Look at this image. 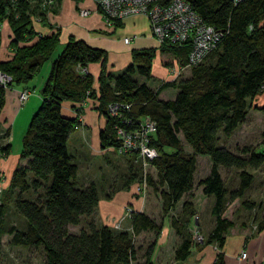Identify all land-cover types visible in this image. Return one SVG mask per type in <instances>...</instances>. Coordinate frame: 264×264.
Returning a JSON list of instances; mask_svg holds the SVG:
<instances>
[{
	"label": "trees",
	"instance_id": "trees-1",
	"mask_svg": "<svg viewBox=\"0 0 264 264\" xmlns=\"http://www.w3.org/2000/svg\"><path fill=\"white\" fill-rule=\"evenodd\" d=\"M51 1L54 7L46 6L43 0H0V42L1 24L5 22L13 49L10 59H0V71L11 78L7 86L28 83L39 74L45 62H50L39 91L40 103L21 138L20 157L25 159V164L13 169L7 186L0 193V236L4 232L10 235L12 245L41 247L42 264H152L161 223L143 211H130V232L97 223L96 185L92 182L77 184L78 167L68 149V137L78 121L76 117L64 116L61 105L63 102L80 105L93 99L97 101L95 109L105 119L98 133L101 149L117 146V125L130 129L143 117L154 121L150 145L157 155L150 163L155 174L148 173L145 179L159 196L163 215L183 199L184 222L188 221L193 209L190 198L197 157H208L209 172L196 183L203 195L212 197L213 225L203 242L217 245L214 264H224L222 249L227 231L234 225L224 216L226 206L241 199L250 187L253 175L248 168L257 169L264 164L263 148L255 150L245 146L231 151L220 144V138H229L244 122L250 104L263 91L264 0H186L202 22L220 32V39L203 60L189 67L187 78L179 76L176 80L162 81L155 89L146 83L152 79L154 48L133 50L130 63L118 73L108 70L105 50L74 37H69L53 56L59 45V30L48 22L47 15L54 14L61 0ZM48 8L51 11L48 12ZM32 15L39 18L36 23L52 31L49 34L35 31ZM116 25L119 21L112 24ZM158 47L175 54L182 65L188 63L192 48L189 41L164 43ZM94 62L100 65L96 88L92 74L85 69ZM166 88L176 89L172 99L159 97ZM5 89L0 85V111L5 102ZM110 104L128 107L120 106L118 116H112L108 110ZM254 108L264 110V105ZM73 109L80 113L77 107ZM126 119H130L128 125L124 123ZM179 134L190 151H184ZM131 155V159L125 158L129 163L136 156ZM131 163L126 167L125 186L143 176L140 164L134 162L135 167ZM219 167L236 170L235 188H227ZM38 189H42L43 194H36L32 199L22 197L25 191L34 193ZM12 193H15L14 207L24 218L20 229L3 224L6 199ZM241 204L246 209L254 206L246 200ZM180 223L170 218V226L181 238L173 251L175 262L186 260L194 247L192 236L184 234L185 226ZM78 225L76 232L68 230L69 226ZM263 227L264 219L257 225L259 230ZM145 231L154 233L155 238L144 249L140 263L134 237Z\"/></svg>",
	"mask_w": 264,
	"mask_h": 264
},
{
	"label": "rangeland",
	"instance_id": "rangeland-1",
	"mask_svg": "<svg viewBox=\"0 0 264 264\" xmlns=\"http://www.w3.org/2000/svg\"><path fill=\"white\" fill-rule=\"evenodd\" d=\"M36 2L37 1H35V3ZM43 2H45L46 6L48 7L55 6L54 2L51 0H43ZM50 9L51 8L47 9L48 12L51 11ZM32 16H33V23H36V20L39 18L35 15H32ZM48 16H49V13L47 15V20H48ZM5 29L7 30L8 27L5 24V22H2L0 45L2 42L6 44ZM60 50H61V45L59 43L58 48L55 50L53 56H55ZM205 56H203L201 60H203ZM49 63L50 62L47 61L45 62L44 65H48ZM187 65L188 64L182 65L179 63L178 68L176 69L177 73L178 74L181 73L183 75V71L186 68L189 69L190 67V66L187 67ZM42 67H43L42 69H44V66ZM41 71H39V74H38L39 76H40ZM0 73L5 74L1 71ZM182 78H185V77L182 76ZM147 82L149 83L150 86L154 87V83L152 79L148 80ZM7 85L4 86L6 88L5 91L15 86V85H12V86H7ZM23 89H27L30 92L29 95L24 100H22L21 95H19V93ZM23 89H20L18 91L17 97H16L17 103L20 106L24 102H26V100L29 98L30 95L34 94L33 93L34 89L32 88L23 87ZM82 104L83 103H81L80 105ZM255 105H257L258 107L264 105V87H263L262 93L259 96H257L250 104V107L248 108L246 119L244 120V122L236 128V130L231 134L229 138H226V139L220 138V144L225 145L231 151H236V147L240 149L245 146L254 148L255 150L257 149L259 150L261 148L264 149V135H263L264 110H259V109L254 108ZM77 116L79 117L80 113L79 114L77 113ZM21 119H22V115H19V117L14 123L15 126L14 125L12 126L13 119L12 121L8 119L6 121V125L9 124L11 126L10 132L7 131L6 129L0 131V193H2L4 191L3 189L7 186L13 169L18 165L25 164V159H22L20 157L21 138L24 134L23 131H24L25 126H27L29 119L23 122V124L20 123ZM78 124L75 126L74 129L78 127ZM13 127H14V130H13ZM75 133L76 132L72 131L71 134L74 135ZM179 137L181 141L183 142L184 151H187V152L190 151V148L187 146V144L184 143L181 134H179ZM116 147H118V144ZM116 147L101 149L100 146H93V144H89L87 145V149H88L87 154H85L84 157H82L80 154H77V153L75 154L74 160H76L75 162H78V166H77L78 167V170H77L78 186L87 185L92 182L96 185V188L98 191L99 204L97 205L96 211H95L97 223L104 224L100 220V214L98 213V211L100 212V210H102V204L106 203L107 200L112 199L116 195L122 197V195H124L123 193L125 192L127 193L128 191L131 190L130 196L134 199V201H137V204H138L137 207H134L133 203L130 201L129 202L125 201L124 203H121L120 214L117 217L107 218L106 224H108V226H110L111 228L127 230L130 232V226L128 222V210L143 211L148 216H150L152 219H154L158 224L161 223V230L158 236L156 237V243H155L154 250L151 256L152 264H172L175 262L173 259V251L177 247L181 238L178 235H176L174 229L170 226L171 217L178 219L181 222L180 224L183 225V227L185 226L183 228L184 234L192 236L193 230H196L201 235V237L198 236L200 237L197 239L198 241L196 242L198 244L195 245L194 243V247L192 248V250H195V249L199 250L203 246H205L203 241L205 240L207 233L210 231L213 225V217L210 214V207L212 205V197L203 195L201 192V187H199L196 183L198 179L204 177L209 172L211 162L208 159V157L202 156V155H199L197 157V166H196V172H195V177H194V187L192 189V194H191L192 198H190L191 203L193 205V209L189 217L187 218L188 221L185 223L184 220L186 219L185 218L186 215H184L182 211V206H181L183 199L177 202L174 208H172L167 214L163 215L161 211V200L159 196L155 192H153V190L150 187H147L144 191H141V195L136 194L135 192L136 186H138V183L139 184L141 183L142 178L135 181L132 185L131 184L128 186H125L126 184L124 185L125 174L127 173L126 170L128 166L132 162L131 164L137 167V164L134 162L137 161L139 163V160L136 156H134V160L130 161L129 163L127 160H125V158L126 159L130 158L133 155H131L129 152L120 153L118 149H116ZM71 148H72V145H71ZM11 164L13 168L10 169ZM219 171H220V174L227 188L228 189L235 188L238 183V176H237L236 170L233 168L226 169L223 167H219ZM248 171L251 172V174L253 175L252 183L250 187L247 189L245 195L241 199H236L235 205L233 206L232 209L236 210L237 208L236 205L240 207L242 205L241 202L243 200L253 203L254 205L253 208H256L257 210L261 207V205L264 206V201H263L264 200V194H263L264 164L257 169L248 168ZM148 173L149 175L151 173L155 174V171L151 163H149L148 165ZM39 193L43 194V190L38 189L34 193L31 191H25L22 194V197L25 199H32V198H35V195ZM107 194H108V197H107ZM8 197L9 199L8 200L6 199L7 204H6V208L4 212L3 224L5 225V227L13 225L16 228L20 229L23 227L24 218L21 216L19 212H17V210L14 207L13 199L15 198V193L14 194L12 193V195ZM118 202L119 200L117 198L112 203L113 213L117 211ZM227 206L226 208L228 210ZM253 214H255L254 217L248 216L247 218L245 215L241 216L240 214V216L238 215V217H236L235 220H236V223L242 222L243 224H247V227L253 232V235H254L259 230L257 228L258 222L264 219V216H262V218H259L256 216V213L252 212L251 215ZM195 216H196V219H194ZM83 223H84V220L82 221L81 224ZM80 225L69 226L68 230L70 232H76L79 229ZM193 226H195L194 227L195 229H193ZM154 238H155V234L152 232H147V231L141 232L139 235L134 237V246L136 249H138V261L140 263L143 261L142 254H143L144 249ZM9 240H10V235H8L5 232L1 234L0 236V264H42L43 263L44 254H43V250L41 247L24 248L18 245L10 244ZM158 242H159V245L157 246ZM156 247L158 248L156 249ZM211 247L213 250L216 251V253L218 252V249L215 248L217 247L216 244H211ZM242 250L246 251L245 245H242L240 252ZM153 256L155 257V262H153L154 261ZM237 258L238 260L241 259L239 255H237ZM192 259H193L192 257L189 259L187 258L186 263L196 264L195 261H193ZM214 262H215V259L212 260L210 264H214ZM177 263L183 264V262H177Z\"/></svg>",
	"mask_w": 264,
	"mask_h": 264
},
{
	"label": "crops",
	"instance_id": "crops-1",
	"mask_svg": "<svg viewBox=\"0 0 264 264\" xmlns=\"http://www.w3.org/2000/svg\"><path fill=\"white\" fill-rule=\"evenodd\" d=\"M79 8L91 9L92 13L85 17H81L78 13ZM48 20L54 28H58L59 30V43L61 48L69 37L81 39L92 47L101 48L106 51L108 70L112 73L121 72L130 63L133 50L154 48L156 49V54L153 58L151 67L154 87L150 86L146 81L151 88H157L162 81H172L176 80L179 76L185 78L189 76L188 68L183 71V75L177 73L176 69L180 62L175 54L170 51H161L159 49L155 37L150 32L147 18L143 14L127 15L119 21V25L108 26L102 16L95 11V4L92 0H61L54 14H49ZM33 25L35 31L39 34H49L52 31V29L40 23H34ZM5 31L6 44L2 42L3 44L1 43L0 45V59L2 60L10 59L13 55V49L8 45L11 37L10 30L5 29ZM125 37H129L128 42L124 41ZM43 66L44 69L41 67L42 71L40 70V76L37 75L28 83L15 85L11 89L5 91V102L0 111V131L6 129L10 132L11 126L9 124L6 125V121L8 119L12 121L13 119L12 126H15L14 123L19 115H22L20 123L23 124L38 107L41 99L39 91L48 74L50 64ZM85 69L92 74L94 78V87L96 88L98 86L96 79L100 69L99 63H90ZM23 87L34 89V94L30 95L26 102L20 106L17 103L16 97L18 91L23 89ZM175 94L176 89L166 88L159 93V97L162 99H170L173 98ZM96 105L97 101L93 99L86 100L82 105H77L72 102H63L61 105L62 114L68 117H76L79 123L78 127L73 130L76 133L74 135L70 134L68 137V149H70V153L73 155L74 159L76 153L80 154L82 157L87 154V145L93 144V146H99L98 133L99 130L104 127L105 119L95 109ZM73 107L79 109V117ZM26 127L27 126H25L24 131ZM76 164L78 166V162H76ZM11 168H13L12 164L10 166V169ZM130 193L131 190L127 193H123L124 195H122V197L116 195L102 204V210H100V212L98 211V213L100 214V220L104 224H106L107 218L117 217L120 214L121 203L130 201L133 203L134 207H137V201H134ZM117 198L119 200L117 211L113 213L112 203ZM235 202L236 200L230 202L227 206L229 211L226 208L224 212V216L234 222V225L227 231L222 249L224 264H264V227L253 235V232L247 227V224H243L242 222L236 223L235 220L240 214L241 216L245 215L246 218L248 216L254 217L255 214L251 215L252 212L256 213L257 217L262 218V216H264V206L261 205L257 210L256 208L246 209L244 206L242 207V205L240 207L236 205L237 208L235 210L232 209ZM242 245H245L246 257L242 260H238L237 255H239ZM157 248L158 247H156V249ZM215 255L216 251L212 249L211 245H205L199 250H191L188 259L192 257V260L195 261L196 264H210L212 260L215 259ZM153 259V262H155L154 256ZM186 260L182 261L183 264H187ZM172 264L178 263L174 262Z\"/></svg>",
	"mask_w": 264,
	"mask_h": 264
},
{
	"label": "built area",
	"instance_id": "built-area-1",
	"mask_svg": "<svg viewBox=\"0 0 264 264\" xmlns=\"http://www.w3.org/2000/svg\"><path fill=\"white\" fill-rule=\"evenodd\" d=\"M95 4V11L98 12L108 26H112L115 21L123 19L130 14H143L147 18L151 34L160 44H181L189 41L192 48L188 56L187 67L201 61L209 51L214 49L220 39L219 31L214 27L202 22L199 15L193 10L186 0H92ZM240 1V0H233ZM81 16L92 13L91 9L79 8ZM39 22V19L36 20ZM264 25V21H263ZM125 42L129 37L124 38ZM11 81L10 76L0 73V85L5 86ZM29 91L23 89L19 95L24 100ZM128 107L124 104H110L108 110L110 115L118 116L119 107ZM125 124L130 123V119L124 120ZM155 131V123L148 117H143L136 127L125 129L123 125L115 127V138L118 141V151L120 153H134L139 160L143 171L141 183L136 186L135 192L141 195L148 185L146 174L148 165L157 155L156 149L150 145V138ZM137 185V184H136ZM130 210H128V217ZM196 219V216L194 217ZM195 226H193V229ZM201 235L193 230L192 239L196 243ZM217 249V247H215ZM239 257L245 258L246 252L242 250Z\"/></svg>",
	"mask_w": 264,
	"mask_h": 264
}]
</instances>
